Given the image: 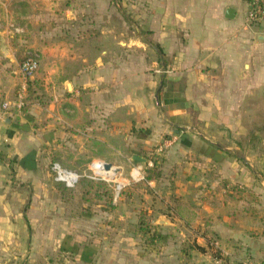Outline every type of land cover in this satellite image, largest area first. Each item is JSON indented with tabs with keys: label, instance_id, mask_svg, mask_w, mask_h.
Returning a JSON list of instances; mask_svg holds the SVG:
<instances>
[{
	"label": "crops",
	"instance_id": "crops-1",
	"mask_svg": "<svg viewBox=\"0 0 264 264\" xmlns=\"http://www.w3.org/2000/svg\"><path fill=\"white\" fill-rule=\"evenodd\" d=\"M247 8L0 0V113L42 51L40 93L0 122V264H264V21ZM94 161L126 176L117 197Z\"/></svg>",
	"mask_w": 264,
	"mask_h": 264
},
{
	"label": "built area",
	"instance_id": "built-area-1",
	"mask_svg": "<svg viewBox=\"0 0 264 264\" xmlns=\"http://www.w3.org/2000/svg\"><path fill=\"white\" fill-rule=\"evenodd\" d=\"M248 8H247V21L248 22H261L264 21V0H247ZM12 28L16 29L13 25H9ZM39 68V59L38 54L34 51H28L20 64V73L22 77L21 88L17 94L16 100L11 103L10 101H3L1 104L2 111L0 113V122L4 120L6 117V113L13 107L18 109H22L26 106V91H27V80L34 76V73ZM161 150L165 146H161ZM104 161H94L92 163L91 170L93 171L92 176L101 179L107 182H115L114 185V194L117 197L125 187V183L123 181L118 180V174L115 176L105 174V170H102ZM51 170L53 172V176L55 181L64 184L67 188H75L82 178V174L75 169L68 168L62 165L61 162L55 161L51 165ZM140 176L137 172H131L130 180H137ZM217 249H219V244L216 243ZM221 250L222 256L217 259V264H257L248 258H237V257H229L225 254V252Z\"/></svg>",
	"mask_w": 264,
	"mask_h": 264
},
{
	"label": "rangeland",
	"instance_id": "rangeland-1",
	"mask_svg": "<svg viewBox=\"0 0 264 264\" xmlns=\"http://www.w3.org/2000/svg\"><path fill=\"white\" fill-rule=\"evenodd\" d=\"M44 34H45V36H46V38H50L52 35V30H49L48 28H46L45 29V31H44ZM45 42L46 43H53L54 41H52V40H45ZM66 43H69L68 41H66ZM28 51H34V52H36L37 54H38V59H39V68H40V65H41V62H42V56H41V50H39V49H36V48H33V47H30L29 48V50ZM27 51V52H28ZM26 50H25V52L23 53V56H21L20 57V62H22V60L24 59V57H25V55H26ZM39 68H38V70L34 73V76L37 74V72L39 71ZM32 77V78H30V79H28L27 80V85H28V90L26 91V100L27 99H29V97H35L36 96V94H37V92H39L40 93V88H38V84H37V79H36V77ZM21 80H22V78H21ZM39 95V94H38ZM37 95V96H38ZM17 97V96H16ZM25 107V106H24ZM23 107V108H24ZM150 156V158L151 159H153V160H158V159H160L161 157H160V155L158 154V153H152L151 155H149ZM63 165V164H62ZM65 166V165H64ZM66 167H68V166H66ZM121 171V170H120ZM83 172V171H82ZM93 172V171H92ZM151 174V173H150ZM94 175V174H93ZM121 177H126L125 175H121V173L120 174H118V178H121ZM128 177H130V175L128 176ZM124 183H125V181H123ZM126 184V183H125ZM127 185V184H126ZM125 185V186H126ZM65 188H67V187H65ZM125 188V187H124ZM68 189V188H67Z\"/></svg>",
	"mask_w": 264,
	"mask_h": 264
},
{
	"label": "water",
	"instance_id": "water-1",
	"mask_svg": "<svg viewBox=\"0 0 264 264\" xmlns=\"http://www.w3.org/2000/svg\"><path fill=\"white\" fill-rule=\"evenodd\" d=\"M230 12V10L228 11V13ZM134 159L140 161V162H144L146 161L145 158L139 156V155H135L134 156ZM112 167V164L110 162H104L103 166L101 167V169H106V170H109L110 168ZM119 170L117 169V174H118Z\"/></svg>",
	"mask_w": 264,
	"mask_h": 264
},
{
	"label": "trees",
	"instance_id": "trees-1",
	"mask_svg": "<svg viewBox=\"0 0 264 264\" xmlns=\"http://www.w3.org/2000/svg\"><path fill=\"white\" fill-rule=\"evenodd\" d=\"M148 171L154 176H158L160 174V171L157 170L155 167L149 168Z\"/></svg>",
	"mask_w": 264,
	"mask_h": 264
}]
</instances>
